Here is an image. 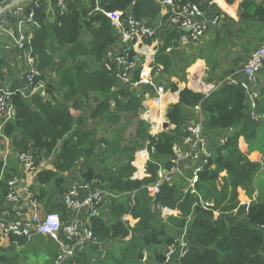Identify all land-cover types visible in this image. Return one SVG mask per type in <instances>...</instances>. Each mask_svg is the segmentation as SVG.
<instances>
[{
	"label": "trees",
	"instance_id": "trees-1",
	"mask_svg": "<svg viewBox=\"0 0 264 264\" xmlns=\"http://www.w3.org/2000/svg\"><path fill=\"white\" fill-rule=\"evenodd\" d=\"M97 1L105 12L130 11L135 19L147 21L151 26L157 24L161 18L162 9L157 0H77L71 4L66 15H61L54 4L53 13L47 15L45 9L48 6L40 1L41 7L35 9L40 28L33 39L32 48L39 56L40 69L46 71L43 76L50 72L48 76L55 75L56 80L47 82V93L51 98L47 102L40 95L30 101L25 99L16 92L17 84L11 88L15 117L12 122L7 123L4 134L13 141L12 154L16 161L20 164L17 157L30 149L39 157L42 153L51 156L62 142L61 150L53 162L54 169L39 171L37 180L45 187L52 184L56 192L63 195V175L74 167L82 149L86 148L88 161L82 171L83 182L100 179L110 190L119 193L135 192L134 201L128 198V202L123 199L112 203L109 208L113 218L111 224L101 215L93 217L90 225L97 243L106 244L118 240L125 245L121 254L125 264H163L164 254L160 249L172 245L176 240L174 234L182 233L186 227L190 246L181 264H264V195L252 202L248 209L239 207L236 201L220 210V203L217 206L213 204L211 209L204 208L200 195L190 191L186 193L177 182L174 185H164L154 199L148 196L145 188L156 182L160 165L171 168L173 149L185 137V124L192 118V110L197 105L201 106L210 131L238 127L246 131L255 126L251 117L256 110L249 93L241 84L227 82L208 97L185 88L180 92L179 103L171 105L167 111V120L174 129L151 136L143 131L150 126L139 119L138 133L133 139H129L141 141L143 144L149 143L148 148L152 150L147 171L149 177L143 180L133 178L136 169L132 163L141 146L126 147L129 153L126 154L123 165L107 173L104 164L106 152L114 149L112 142H118L121 136L125 137L127 128L123 126V122L137 118L144 107L142 97L129 87L120 84L113 91L117 82L112 72L101 67L108 51L119 46L120 40L110 19L101 12L94 13ZM212 1L175 0L179 7L195 4L205 12L213 7L210 6ZM227 1L230 3L233 0ZM241 8V21H252L247 29L252 36L260 34L254 39L264 45V37L261 36L264 24H255L264 23V0H243ZM177 31L166 32L156 61L164 66L163 71L166 74L179 77L181 82H185L186 69L192 61L189 57H183L181 62L184 66L179 71L173 66V57L177 53L180 39ZM5 65V57L2 55L0 68ZM167 87L175 92L179 90L177 84L171 81ZM96 94L105 97L98 98ZM111 102H114V110L111 109ZM88 109L90 112L87 116ZM74 110L82 111V115L75 116ZM89 121L94 122V125L90 127ZM100 130L113 134L112 141L99 139ZM96 140L103 146V151L94 152ZM238 140L239 134L229 136L217 149L211 151L214 156L200 174L197 190L201 185H214L220 173L226 171V190L230 188L237 193L238 188L242 187L251 195L249 192L258 167L242 155ZM138 143L140 142H136L134 146ZM90 160L101 163L100 170L90 166ZM7 163L8 161L0 159V208L6 203L7 195L11 191L10 180L16 176L10 173L12 171ZM46 193L42 189L41 197ZM161 209L180 213L169 218L174 234L167 235L170 229L157 213ZM236 209L237 217H240L238 219L230 214ZM55 211L62 215V220L67 218V210L62 203L55 202L54 208L49 212ZM215 212L219 213L218 217ZM126 215L138 220L134 228L122 221ZM129 237L130 240L126 241ZM9 240L11 248L0 250V264L19 263L20 256L15 254L14 249L29 245L28 240L13 234L9 235ZM43 241L48 243L45 256H49L54 264L59 255L58 246L53 241ZM148 248L152 249L153 260L142 263L140 255ZM83 254H78L81 261L76 260V264H87V261L90 264V260L83 257ZM45 260L47 261V257Z\"/></svg>",
	"mask_w": 264,
	"mask_h": 264
},
{
	"label": "built area",
	"instance_id": "built-area-1",
	"mask_svg": "<svg viewBox=\"0 0 264 264\" xmlns=\"http://www.w3.org/2000/svg\"><path fill=\"white\" fill-rule=\"evenodd\" d=\"M41 0H0V38L4 43L0 50L15 71L12 82L4 68H0V138H4V128L7 123L12 122L15 117V108L12 102V87L17 84L19 92L25 99L31 100L36 96L48 98L47 82L55 79V75H44L46 71L38 65L39 56L32 48L40 24L36 19L35 9H39ZM47 4V15L53 13V4L61 15H66L72 3L77 0H42ZM161 8L167 7L168 21L180 33L178 48L200 46L205 41L206 35L212 28L219 26V17L207 19V12L200 6L187 4L183 7L177 6L175 0H157ZM214 5L212 1L210 6ZM51 6V7H50ZM101 12L110 19L112 27L119 36L120 45L110 50L101 63V67L112 72L117 85H125L131 90L146 91L139 96L142 100L151 99L156 107L164 104L168 93L167 84L160 77L161 70L155 71L151 63H147L146 53L138 48H146L147 44L157 36L161 25H149L147 21H139L133 17L130 11H117L108 13L103 11L99 2H96L94 13ZM2 39H0V43ZM122 42V43H121ZM169 49L168 51H170ZM264 68V45L259 46L251 55L244 66L243 73L248 82L241 84L249 93L250 98L255 92L251 86L257 82L259 73ZM44 78V80L42 79ZM230 83L236 84L235 81ZM203 95L210 96L216 87L200 83ZM255 108V105L253 104ZM193 115L185 124L186 135L180 144H176L173 152L174 157L170 169L160 165L157 172V180L154 184L146 186L148 196L154 199L164 185H174L177 177L184 178L191 192L197 194L196 186L200 174L212 157V146L210 138L205 131L204 113L200 105L193 110ZM251 119H259L256 111ZM225 142V141H223ZM20 164L27 172L37 174L39 169L33 155L25 153L17 157ZM21 180L14 176L10 180L11 191L7 195L6 203L0 208V232L9 238L10 234L29 242L34 238L42 237L53 241L58 246L59 255L54 264H65L79 253H84L89 245H96L90 229L91 219L100 216L101 210H109L111 202L123 200L134 193H119L103 186L97 179L81 184H73L62 196V205L69 214V223L64 226L62 215L55 212H47L41 216L42 204L36 193L29 186H22V194L18 187ZM28 202L31 209V217L23 219V212L17 207L9 209L8 206L16 203L19 197ZM134 201V200H132ZM128 202V201H126ZM204 208H213V204H203ZM165 210V209H164ZM86 214L83 222H78L80 214ZM219 213L215 212L218 217ZM129 227L137 223L132 216L126 215L122 218ZM187 227L182 235L169 246L164 254L163 264H181L186 255L189 243L186 239ZM99 244V243H98ZM100 246V245H97ZM85 250V251H84Z\"/></svg>",
	"mask_w": 264,
	"mask_h": 264
},
{
	"label": "crops",
	"instance_id": "crops-1",
	"mask_svg": "<svg viewBox=\"0 0 264 264\" xmlns=\"http://www.w3.org/2000/svg\"><path fill=\"white\" fill-rule=\"evenodd\" d=\"M242 1L243 0H233L229 3L227 0H213L214 5H212L213 7L207 12V19L211 20L214 17H219V26L217 28H212L208 32L205 41L201 43L200 46L196 45L176 49L177 53L173 57V66H175L177 71L184 66L181 62L183 57H189L192 61L191 65L186 69L185 82H181L179 77L166 74V72L163 71L164 66L156 61V56L159 52L160 46L163 44L166 32L175 30V27L168 21L169 9L167 7L161 8V18L159 22L157 21V24L161 25V28L158 31L159 37L152 40L151 44L148 43L146 48L141 47L138 49L141 50L142 53H146L145 59L147 63H151V66L155 71L161 70L160 73H162V75H160V77L166 82L165 84H167V86L170 81L177 84L179 88L177 91L178 93L185 88L196 93H202L201 89H199L200 83L216 87V90L223 84L227 82L230 83L231 81H235L236 84L247 83L248 79L244 75L243 69L252 53L256 50V46L260 45V43H256V40L254 39L259 37L260 34L255 37L248 31V24H251L252 21H241ZM255 32L258 31L256 30ZM261 36L264 37V30L261 33ZM170 52L171 50L168 51V53ZM181 64H183V66H181ZM251 89L255 92L251 101L255 105L254 110H256L257 115H259V119L254 121L255 126L253 125L251 129L249 128L245 131L243 128L238 127L230 130L213 132L207 128V118L204 116L205 131L210 138L212 150H214V148L217 149L219 144L225 141L229 136L239 134L238 146L240 152L248 161L258 167L250 191L251 195H249L242 187L238 188V205L239 207H245L247 209L252 202H255L264 195V68L259 73L257 82L251 86ZM167 90L168 93L164 99L163 107L158 109L156 114H154L157 118L165 119L168 108L173 104L179 103L180 94L177 96L171 93V90L173 89L167 88ZM134 91L140 94L144 93L146 89L142 88ZM167 104L171 105L167 107ZM12 152L13 147L11 138H0V159L8 161L7 164L12 171L10 173L15 174L21 180L20 186L18 187L19 194H22V186H29L39 198L42 204L41 216H44L54 208L55 202L62 203V195H59L55 192L56 189H53L46 191V195L41 197L42 189L46 190L47 188L38 183L37 174L27 172L23 165L16 161V157L13 156ZM38 169L39 171L46 170L39 167ZM225 173L227 172L225 171ZM49 186L53 185L50 184ZM50 191H54V193L52 194ZM15 207L23 212L24 220H28L31 217V209L28 202L24 199V195H22V198L19 197V200L16 203L8 206L9 209ZM237 213L238 210L236 209L230 214L238 219L240 217H237ZM66 214L69 216L68 213ZM85 216V213L80 214L78 222H83ZM181 235L182 233H179L176 237ZM34 239L32 241H34ZM41 239L45 240L42 237ZM127 239H130V237ZM167 247H165L163 254H165ZM9 248H11V241L0 232V250H8ZM87 249L90 251L87 250V252L83 254V257H87V259L90 260L93 257L95 247L91 244ZM75 257L76 258L71 259L73 264H76V260L81 261V258H79L78 255ZM44 261L46 262V260Z\"/></svg>",
	"mask_w": 264,
	"mask_h": 264
},
{
	"label": "rangeland",
	"instance_id": "rangeland-1",
	"mask_svg": "<svg viewBox=\"0 0 264 264\" xmlns=\"http://www.w3.org/2000/svg\"><path fill=\"white\" fill-rule=\"evenodd\" d=\"M82 1L86 2L87 0H82ZM52 9H53V7H51V10ZM117 36H118V34H117ZM118 38H119V36H118ZM0 39H2V42L0 43V45H1L2 43H4V40H3V37ZM261 45H263V44H260L259 46H261ZM259 46H256L255 49H257ZM110 50H112V49H110ZM2 55H4V53L0 50V59H1ZM5 64L6 65L3 66V68L9 76V82H12L13 77L15 75L14 67L9 62H7V57L5 59ZM38 65L40 66V59L39 58H38ZM181 66H183V64H181ZM50 74L51 73L49 72L48 75H50ZM54 80H56V76H55ZM118 88H119V85L116 84V86L113 88V91L117 90ZM96 95L98 98H102V99L105 97V95H103V96H101L100 94H96ZM49 100H51V98H49V96H48V98H45V97L43 98V101L47 102ZM142 102H143L144 109L141 110L140 112L138 111L139 116L137 118L130 120V122H126V121L123 122V126L127 128V130L125 132V137L121 136L118 142H112V147L114 149L112 151L106 152L104 164H105V167L107 168V173H111L113 171V169H117L121 165H123V161L125 160L126 154L129 153V149L127 150L126 147L137 148V147L141 146L142 147L141 150L137 151L134 155V161H133L132 165L136 169V172L134 173L133 178L143 180V179L149 177L148 172H147L148 171V163L151 160V154H152V150H150L148 148L149 143L143 144V143H141V141H137V140L129 141V139H133L134 135L136 133H138L137 130L139 128V122H138L139 119H141L142 121H144L145 123H147L150 126L148 129L143 130V131L146 134H149L151 136H158L159 134H161L163 132H167L169 130L174 129V127L171 126L169 130L165 131L164 124H162L158 127V124L155 121V120H157V116H154V114H156V111H158V109H161L163 106H161L160 108L156 107L150 98L145 99ZM93 103H95V102H93ZM111 103H113V105L111 104V106H112L111 109L114 110L113 109L114 102H111ZM95 104H97V103H95ZM95 104H93V106H95ZM98 105H100V104H98ZM86 112H87V116H88L90 110L88 109ZM73 114L75 116H78V115L81 116L82 111H76L75 112V110H74ZM162 114H163V112H162ZM163 116H164V114H163ZM160 119H162V118H160ZM164 123H165V119H164ZM88 124L91 127V125H94V122L89 121ZM112 137H113V134L111 135V133L103 132L102 130L99 131V134H98L99 139L103 138L104 140L111 142ZM125 138H127V139H125ZM136 142H140V143H138L137 146H134V144ZM12 144H13V141H12ZM61 146H62V142L59 144L58 149H56V151L51 156H47V154L42 153L41 156L39 157L38 154L35 153V151H33L32 149H30L28 152H25V153L33 155V157L36 159L37 167L49 170V169H54L53 162L55 161L57 154L60 152ZM94 147H95V151H94L95 153L103 151V146H101V144L97 140L94 143ZM144 153L146 154L147 161L145 164H143L142 168H140L141 167V165L139 164L140 163V161H139L140 154H144ZM213 156L214 155L212 153V157ZM87 161H88V159L86 158V148H83L81 155L78 157V160L76 161L74 167L69 172H67L66 174L63 175V177L65 179V184L63 186L64 191L62 194H64L66 192V190L68 188H70L73 184L84 183L81 180V176H82V171L86 167L84 164ZM88 164L92 167H96L97 170H100L101 163H95V162L90 160L88 162ZM102 167H104V166H102ZM226 177H227V173L222 172V173H220L219 179L215 183H213L214 185H201L198 190H197V186H196V192L198 195H200L199 198L204 205L205 204H209V205L214 204L217 206V204L220 203L219 209L223 210V208H226L227 206H229V204H234V202L239 200V193L238 192L234 193L233 191L230 190V188L228 190H226V186H225V182H224V179ZM98 181L101 182L100 179ZM175 182L179 183L180 186H182V188L184 189V191L186 193H187V191H190V192L192 191L184 178L177 177L175 179ZM101 184L103 186H105V184H103L102 182H101ZM46 188H47L46 191H49V190H53L54 186L47 185ZM50 192L52 194L54 193V191H50ZM135 196H136V193L134 195H130L128 197H125L124 201L125 202L128 201V198H131L132 200H134ZM112 203L113 202H111V204ZM157 213H158L159 218L170 229V231L167 235H170V233L174 234L175 231H174L173 227L171 226V224L169 223V218L171 216H177L179 212L172 211L170 209L169 210L161 209ZM101 215H103L105 221H107L109 224L112 223L113 218L111 217L109 210H105V211L101 210L100 216ZM69 217L70 216L67 215V218L63 219V225L64 226H66L69 223ZM136 224L132 223L130 228H134ZM177 234L178 233L174 234V236L176 237ZM129 240L130 239H127V241H129ZM47 244L48 243L44 242L43 239H41L40 237H37L34 239V241H30L29 245H27L25 248H16L17 250H15V254H18L20 256L19 263H17V264H52L49 256H45V254L48 252L46 249ZM97 245H100V246H97ZM94 247H95V250L93 252V257L90 259V264H119V263L125 264L123 262V258H122L123 256L121 255L123 249L125 248V245L122 242H120L118 240L113 241L111 243L109 242L106 244H103L100 242L99 244L96 243V245H94ZM85 250H84L85 251L84 253H86L88 249H85ZM160 250L162 253H164L165 247H162ZM88 251H90V250H88ZM143 252H144V254L140 255L143 257V259L141 260L142 263L143 262L147 263L148 261L153 260L152 255H151V253H152L151 248H148V250L143 251ZM45 257H47L46 262L44 261ZM88 262L89 261H87V264H88ZM65 264H73V261L68 260Z\"/></svg>",
	"mask_w": 264,
	"mask_h": 264
},
{
	"label": "bare ground",
	"instance_id": "bare-ground-1",
	"mask_svg": "<svg viewBox=\"0 0 264 264\" xmlns=\"http://www.w3.org/2000/svg\"><path fill=\"white\" fill-rule=\"evenodd\" d=\"M155 121L157 122L158 127H159L160 125L164 124V119H163V118H162V119L157 118V120H155ZM146 161H147V159H146V154H145V153H144V154H140V163H139V164L141 165L140 168H142L143 164H145ZM140 165H139V166H140Z\"/></svg>",
	"mask_w": 264,
	"mask_h": 264
},
{
	"label": "water",
	"instance_id": "water-1",
	"mask_svg": "<svg viewBox=\"0 0 264 264\" xmlns=\"http://www.w3.org/2000/svg\"><path fill=\"white\" fill-rule=\"evenodd\" d=\"M171 93L172 94H175V95H177L178 96V94H180V92L178 93H176L174 90H171ZM172 104V103H171ZM171 104H167V107H169ZM167 115V114H166ZM170 127H171V124L169 123V121L167 120V116H166V118H165V123H164V129H165V131L166 130H169L170 129ZM140 259L142 260L143 259V257L142 256H140Z\"/></svg>",
	"mask_w": 264,
	"mask_h": 264
},
{
	"label": "clouds",
	"instance_id": "clouds-1",
	"mask_svg": "<svg viewBox=\"0 0 264 264\" xmlns=\"http://www.w3.org/2000/svg\"><path fill=\"white\" fill-rule=\"evenodd\" d=\"M189 221H190V220H189ZM189 221H188V222H189ZM183 231H184V230H183ZM179 237H180V236L176 237V239H178ZM186 239H187V236H186ZM170 246H171V245H170ZM168 247H169V246H168ZM168 247H167V248H168Z\"/></svg>",
	"mask_w": 264,
	"mask_h": 264
}]
</instances>
